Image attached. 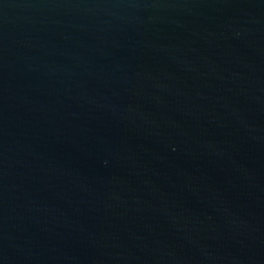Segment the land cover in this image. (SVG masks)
I'll return each mask as SVG.
<instances>
[{
  "label": "water",
  "instance_id": "95a60500",
  "mask_svg": "<svg viewBox=\"0 0 264 264\" xmlns=\"http://www.w3.org/2000/svg\"><path fill=\"white\" fill-rule=\"evenodd\" d=\"M0 264H264V0H0Z\"/></svg>",
  "mask_w": 264,
  "mask_h": 264
}]
</instances>
